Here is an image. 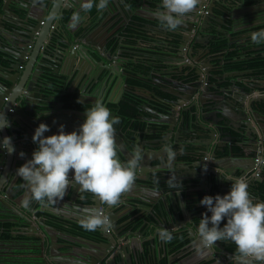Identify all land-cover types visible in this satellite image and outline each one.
<instances>
[{
    "label": "water",
    "instance_id": "water-1",
    "mask_svg": "<svg viewBox=\"0 0 264 264\" xmlns=\"http://www.w3.org/2000/svg\"><path fill=\"white\" fill-rule=\"evenodd\" d=\"M141 1L142 4L136 5L137 10H143L146 6L145 12L153 14L157 11V9L151 10L147 0ZM236 1L200 0L196 9L184 18V23L176 32L162 29L160 24L148 26L156 32L165 34L171 32L172 35H178L181 49H185L190 42L192 47L185 53L186 63L178 66L177 77L174 70L169 71L170 76L153 73V83L158 87V91H165L172 96L162 100L170 107L169 111L162 114L145 102L139 106L135 119H144L147 122L146 130L141 132L131 129L135 131V135L131 138L121 127L116 129V134L120 135V139H116L115 136L116 154L122 164H126L137 151L141 153V161L136 168V179L130 190L122 194L125 199H120L118 205H121V208L127 205L139 210V214L131 221L138 217H142L143 220L137 232L132 227L127 232V224L118 226L117 211L114 206L109 207L99 201L94 194L83 192L78 185L70 183L64 198L69 193L72 195L73 191L78 195L80 193L87 195L89 203H77L75 199L74 203L79 204L87 213L92 209H103L111 221L107 229H98L103 239L92 241L97 244V246L91 244L94 247L92 250L89 247L86 251L83 250L89 256L84 258L80 255L81 262L142 264L143 260L145 264L144 259L149 258V253L146 251L148 245L152 248L151 255L154 256L155 250L157 254L160 252L166 254L170 242H162L158 232L168 230L173 235L172 241L175 239L185 241L181 251L190 252L187 260L198 258L191 264H243L239 253L228 249V240L217 241L211 248L204 246L198 234L200 221L191 220L197 210L206 209L200 201L206 195L212 196L214 185L217 187L216 195L221 196L224 195V189L231 187V182L223 179L224 177L244 178L253 201L263 200L256 186L264 181V163L257 165L255 159L261 155L264 160V150L261 154L258 152L264 146L260 142L264 138V93L257 94L255 90L264 89V77L238 80L239 77L248 76L254 71H232L223 76L219 66L211 61L212 55L210 49H206L207 44L203 43L204 39L212 38L213 31L221 30L222 25L227 27L231 25V20L235 19L236 8L233 5H236ZM70 2L74 4L76 0H45V2L0 0L2 28L0 49L3 48L4 37L9 40V45L4 48L7 53L0 59V70L2 67L6 73L0 79V113L7 116L9 127H0V140L11 137L4 150L0 147V164L4 163L0 170V204H8L7 200L14 201L9 191H6L4 196L5 184L15 174L17 168L14 164L18 162L21 163L19 165L24 164L31 159L33 151L38 147L32 140L36 127L40 123L47 124L49 131L44 133L45 136L57 134L60 125H63L65 132L73 131L70 129L73 120L69 123L63 120L61 114L65 111L75 113L79 111L65 107L60 98L54 99L46 94L52 75L58 73L65 75L60 73V68L69 66L71 71L66 77L79 79L77 87L81 86L80 90L85 87V90L89 91L97 86L95 89L97 93H94L97 99L101 97L103 90H107L112 84L116 85L119 82L116 88L117 100L126 89V77L122 65L127 57L120 48L122 42L116 51H112L106 45L101 46L96 43L91 47V43L83 41L88 33L75 36V33L68 29L72 15L67 22L62 20L63 11L68 10L64 4L70 5ZM219 3L226 9L221 8ZM202 8L205 9V13L202 12ZM228 8H231V11ZM24 9L27 10L25 19L21 16ZM150 20L160 21L157 15ZM194 31L198 32L196 36ZM190 37L195 40L189 41ZM198 47L204 49V54H198L200 50ZM97 56H101V60H98ZM105 58L108 60L107 63ZM180 59H182L181 54ZM202 59H205L206 65L200 62ZM83 62L91 66L89 73L82 72L78 67L79 63ZM98 62H102L103 67H97ZM220 64L222 65L223 62ZM189 72L195 77H189L188 75L191 74ZM181 75L185 80L180 79ZM9 81L11 83L7 85ZM226 82L229 83L228 88ZM156 93V90L151 92L153 95ZM221 98L226 101H222ZM58 110L61 112L59 118L55 117L58 116L56 112ZM229 111L235 112L239 117H231ZM82 113L86 115V110ZM151 129L154 135L142 139V133ZM21 134L22 137H19ZM13 136H18L19 142L28 141L30 152L27 156H20L15 152ZM167 148H171L174 152L172 159L168 157ZM208 153L212 163L205 168ZM189 160L203 161L204 167L200 168L196 165L193 172L192 164H187ZM141 164H149L153 170L146 172L140 170ZM170 182L175 187L170 186ZM26 184L23 181L19 189L23 197L30 195L27 194L28 184L27 186ZM7 194L11 196L7 198ZM179 216L181 218H178ZM34 219L41 226V233L37 236L41 254L37 258L42 264H70L54 258V255L60 252L58 236L56 233L53 234L56 229L48 225L44 217H34ZM176 221H183L184 227L172 231L170 224ZM189 223L191 226H188ZM144 236L147 238L143 239ZM146 242L148 245L145 244ZM143 256L146 258L142 259ZM13 258L16 257L2 254L0 262L17 264V260L14 261ZM168 259L170 260L169 256Z\"/></svg>",
    "mask_w": 264,
    "mask_h": 264
},
{
    "label": "clouds",
    "instance_id": "clouds-1",
    "mask_svg": "<svg viewBox=\"0 0 264 264\" xmlns=\"http://www.w3.org/2000/svg\"><path fill=\"white\" fill-rule=\"evenodd\" d=\"M199 2L200 0H162L164 10L157 9L156 15L167 30H176ZM107 5L108 0H98V3L95 0H81L80 10L71 17V25L75 26L82 21L81 12L87 14L93 7L103 11ZM202 12H206L204 8ZM250 36L254 44L264 43V29L253 32ZM119 122L120 117H112L103 102L96 101L86 111L79 131L65 132L63 125H60L57 134L45 136L49 126L40 123L32 136L38 147L33 151L31 159L17 169V175L30 189V196L22 201V206L29 208L33 200L44 207L55 204L63 198L70 183L78 185L83 192L94 194L109 207L117 206L122 194L132 187L136 179V168L141 161L139 151L126 164H122L117 158L114 126ZM0 127H9L8 118L3 113H0ZM10 140L11 137L0 140V147L4 150ZM166 152L169 159H172V149L167 148ZM20 155L23 156V153ZM260 163H264V160ZM2 167L0 165V170ZM223 179L231 182L229 192L223 196L206 195L200 201L211 213L210 216L207 213L201 215L198 226L200 241L211 248L217 241L230 240L236 245L243 264H264V202H253L244 178L229 176ZM170 186L175 187L171 182ZM7 191L10 190L7 188ZM225 220L226 223L221 227ZM79 223L87 231H96L107 229L111 221L103 209H92ZM158 236L162 242L173 240V235L168 230H160Z\"/></svg>",
    "mask_w": 264,
    "mask_h": 264
},
{
    "label": "crops",
    "instance_id": "crops-1",
    "mask_svg": "<svg viewBox=\"0 0 264 264\" xmlns=\"http://www.w3.org/2000/svg\"><path fill=\"white\" fill-rule=\"evenodd\" d=\"M32 1L34 0H31V2ZM36 1L45 2V0H36ZM243 1L244 0H238L236 5H233L234 8H236V14H235V19H232L230 22L231 25L228 27L222 25L221 30L219 29V31L223 33V37L225 38L226 43L229 45V47L228 45L227 46L224 45L222 46V48L219 49L220 52L213 54L216 57L219 53H223L224 58L227 56L225 60H230L229 62L243 61L242 65H240L241 67L230 69V70L228 69V72H231L232 70L240 71V72L254 71L253 74H250L248 76L239 77L238 78L239 81H241L244 78H248V77L258 78V79H260L261 77H264V72H262L264 70V65L262 66L258 65L259 62L257 61L259 58L264 60V43L254 44L250 36L251 33L264 29V25H262V22H260V18L264 13V0H252V3L250 4L251 6L249 5V7L244 5ZM137 2L139 4L143 3L141 0H137ZM80 3H81V0H76V3L74 4L70 2V5L68 4H64V5L66 8H68V10H73L71 14L73 15L74 12L80 10ZM136 5L137 3L133 7L132 6L129 7L128 0H108L107 7L103 11H97L98 12L97 17H91L89 12L87 14H85L84 12H81L80 14L83 17L82 21L76 24L75 26H72L71 19H70V22H68V29L74 32L76 36H82L80 34L84 31V28L90 27V31L84 34L86 35L88 33L83 38V41H86V43H91L90 45H92L93 43H96V44L98 43V45H101V46L104 44L106 45V38L113 33L115 34L116 30H119L121 26H125L128 23V21H130L132 16H138L148 21H151L150 18H154L156 16V12H154L153 14L145 12L144 8H146V6L143 7V10H137ZM150 8L151 10H155V9H159L161 11L164 10L162 6L157 7L156 5H151ZM26 13H27V10L25 9L21 12V16L23 19H25ZM99 16L101 17L99 18ZM96 22L97 24L94 26ZM24 23H25V20H24ZM0 29L2 28L0 27ZM148 34H155L156 36L162 35V34H158V32H154V30ZM115 35L117 36V34ZM2 37L4 36L2 35ZM4 40H5L4 43H2L3 48L0 49V55L2 56L5 53H7V51L4 48H6L9 45V40L6 39L5 37H4ZM139 46L146 47L147 45L141 44ZM187 51L188 49L181 50L180 54L182 55V59H179L178 58L179 56H177L176 53L167 56L164 62L165 63L164 65L166 68L161 69V70L160 69L154 70L153 72H155V74H163L164 76H170L171 73L169 71L174 70L177 74L176 75L177 77L179 72L177 71L178 68L176 67L180 63H183V62L186 63L187 58H186L185 53ZM230 51L236 52L235 57L232 58L228 56L227 53ZM255 51L256 52L260 51L261 55L256 54V53L254 54ZM202 52H203V49H200L198 54H201ZM97 59L101 60V56H97ZM220 60H221L220 58H216L213 63L218 65L222 69L220 70L221 71L220 73L224 76L227 73L223 72L225 68L222 67V65L220 64L221 62ZM247 61H252L256 63L257 64L256 68L254 66H248V64L246 63ZM105 62L106 63L108 62L106 58H105ZM200 62H204V65H206L204 59H202ZM97 64H98L97 67H103L102 62H98ZM78 67L81 69L82 72H87V73H89V71L92 69L89 63H86V62H83L82 64L79 63ZM70 71H71V68H69V66H63L60 68V73H63L65 75H59V73L57 74L58 76L52 75L51 76L52 78H50L51 82H49L48 89L46 90V94L51 95L52 98L54 99L60 98L61 101L64 102V104L65 102H67V105L65 104V107H70L71 109L75 111H79V113L65 111L63 114H61L63 117V120L65 119L69 123H72V120H73V125H70V129L79 131V126L83 123L85 116H86L82 113V112H85V110L75 109L69 106V104L77 103V104L84 105V106H94L97 100V101H102L103 104L106 106V103H116L122 97H120L118 100L116 98L117 97L116 88L119 84L118 82V84L116 85H113V84L110 85L107 90L104 89L101 97L97 99L94 95V93H97V91H95L97 86H94L89 91L85 90V87H83L80 90L81 86L79 85L80 88L77 87L79 79L73 80L71 77L70 78L66 77V74ZM216 73L219 74L218 72ZM5 74L6 73L4 69L1 67L0 79H2L1 76L2 75L5 76ZM152 80L154 81V77L152 78ZM10 83L11 82L9 81L6 84L9 85ZM155 83L157 84L158 82H155ZM255 92L257 94L264 93V89H260V90L256 89ZM64 94H71V96L72 94H74L75 96L73 97L70 96L71 98H67L66 100L65 98L62 97ZM221 100L226 101L223 98H221ZM56 112L58 113L57 114L58 116H55V117L59 118L60 117L59 115L61 112L60 110ZM159 112L164 114L165 113L164 107L162 111L160 110ZM110 113H111V116L114 117L113 112L110 111ZM229 114L233 118L239 117V116L237 117L236 113L232 111H229ZM140 121L142 122V125L140 128H135L133 126H131L132 127L131 128L129 127L130 124L124 127L123 126L124 124L122 125L121 122L117 124V128H120L121 126L123 128V131L127 134V136L133 138V136L135 135V131H132L131 129H136V131H141V132L144 129L146 130L147 122L144 119ZM153 135H154V131L152 129L149 131H144L142 133V139L151 138ZM19 137H22V134ZM19 137L13 136L14 138L13 143L15 145L13 149H15V152L18 153L19 155L20 153H23L24 156H27L30 152L29 146H27L28 141L23 140L22 142H19L18 140ZM119 137L120 135L116 134V139ZM208 156H209V153L207 154V158L205 160V168H207L208 165L212 163L211 158H209ZM18 158H23V157H18ZM16 160L18 159L16 158ZM202 163L203 161H200V162H197L195 160L187 161V164H192L191 170L193 172H195L194 170L196 169L195 168L196 165H199L200 168L202 166L203 168L204 166ZM15 164L14 166L17 169L21 166L19 165L21 164L20 162L15 163ZM0 165L3 166L4 163H1ZM142 165L143 164L140 165V170L143 169L145 172L153 170V167L150 166L149 164L143 165V166ZM17 169L15 171V174L12 175L13 176L11 177L12 179L10 178L5 184L6 186H5L4 194L6 193L9 184L15 182V179H21L22 182L24 181L21 177L17 175ZM69 175L71 176V172ZM21 184L13 188L11 191H9L10 193H12V197L13 195H15L13 202H11L10 200H7L8 204H0V224L4 222L9 223L10 225L7 226V230L5 232L11 235L10 239L4 240L0 238V256L2 254L14 255V257H16V258H13L14 261H16L18 257L22 259L26 257L37 258V256L41 254L38 248L39 239L37 238L38 234L41 233V226H39L38 223L35 222V219L32 214V212L34 213V211L32 210L30 212L29 210H27V208H24L22 206V201L27 196L23 197L22 191L19 190ZM225 185L230 186L229 184H225ZM216 189L217 187L214 185L212 192L216 191ZM229 190L230 188H226L223 190V193L225 194L229 192ZM28 193L30 194L29 186H28L27 194ZM18 194H20L19 198H16ZM10 196L11 195L7 194V198H9ZM78 197H79L78 193L73 191L72 195L69 193L66 196V198L63 197L61 200H58L55 204H49L47 207L42 206V209L45 210L49 214L59 216L63 219H68V220L79 222L80 219L87 212H85L86 210L82 208L79 204L74 203V199L77 203L87 204L89 202H85V200L80 201L81 198L80 197L78 198ZM120 199H125V197L121 196ZM253 202L255 203V201ZM261 202H264V199ZM125 206L126 207L124 208H121V205L114 206L115 210L117 211L116 216H117L118 223H119L118 226H125L126 224H128L126 226L127 232L129 231L131 227L135 232H137V228L141 225L143 218L138 217L135 220L131 221L132 218L136 217L139 214V210L129 207L127 205ZM206 211H208L207 208L204 210V213ZM60 213H62L63 215H58ZM201 214H202L201 211L196 212V214L192 217L191 220L194 222H198L199 221L198 218ZM178 218H181V216H179ZM170 226H171L172 231H176V230L183 228L184 224H183V221H176L174 224H170ZM188 226H191V224L189 223ZM0 232H2L1 228H0ZM53 232H54L53 234L55 233L57 234L58 244H59V247L62 246L61 248H64L63 245H65L66 243L64 241H60L62 239L73 240L74 246L76 247L79 246L80 249L85 250V251L88 247L92 250V248H94L93 245L97 246L96 243L92 242L93 240H88V239L85 240L79 237L67 235L58 230L53 231ZM145 238L147 237L144 236L143 239ZM44 241H46V238L44 239ZM92 243L93 245H91ZM145 244L148 245L147 242ZM171 245L172 244H169L168 249H167L168 251L166 252L165 255H163V253L161 252L157 254L156 250H155L154 256L151 255L150 251L152 250V248H150L149 245L146 251L147 253H149V257L151 258L155 259L157 257L160 259L164 257L166 259L167 264H170V263L171 264H191V262H195L198 259L194 257L193 259H191L192 261L187 260L189 257L187 255L190 253L188 250L181 251L182 249H180V250L174 251ZM70 254L75 255V256H71ZM86 256H89V255H86ZM168 256L170 257V260L168 259ZM79 257H80V253L77 251H72V250H65V251L60 250L59 254L54 255L55 259H61L64 263L85 264L84 262L80 261ZM9 259H12V258H9ZM0 264L2 263L0 262ZM98 264H101V262Z\"/></svg>",
    "mask_w": 264,
    "mask_h": 264
},
{
    "label": "trees",
    "instance_id": "trees-1",
    "mask_svg": "<svg viewBox=\"0 0 264 264\" xmlns=\"http://www.w3.org/2000/svg\"><path fill=\"white\" fill-rule=\"evenodd\" d=\"M148 3L151 5H156L157 7H161L162 0H147ZM95 2L98 3V0H95ZM138 4L137 0H128V6H134L135 4ZM252 3V0H244L243 4L249 7V5ZM219 6L223 9H226V7H223L220 3ZM251 6V5H250ZM228 10L231 11V8H228ZM98 10H96L95 7L91 11H89L91 17H97L98 16ZM220 12V11H219ZM72 11L67 10L63 11V17L62 20L67 22L69 20V17L71 16ZM101 16H99L100 18ZM97 24V22L94 24V26ZM161 24L160 21L154 20V21H148L144 20L141 17L138 16H132L130 21L125 26H121L119 30H116L117 36L113 33L109 35L106 38V46L112 51H116L118 47H120L121 44V50L123 52V55L127 57L122 65L124 75L126 77L125 81V91L122 94V98L116 102V103H106V107L113 112L114 117L118 116L120 117V122L125 127L128 124L135 128H140L142 125V122L136 118V113L139 111V106L142 105L145 102H148L153 109H156L158 111H162V108L164 106V103L162 100H165L166 98L171 97L167 92L165 91H158V87L154 85L152 78L154 77L153 72L154 70H161L165 69V58L169 55H172L176 52L177 46L173 45L172 42H169V44H166L167 47H165L163 33L158 32V34L162 35H155V34H148L151 30L148 26H154ZM93 26V27H94ZM92 28V27H91ZM140 29V30H139ZM90 31V27H85L84 31L80 34L83 35L86 32ZM156 32V31H154ZM76 36V34H75ZM175 38L174 40H177L176 38H179L178 35H173ZM167 40V39H165ZM150 43V44H149ZM146 44V47H140L139 45ZM149 44V45H148ZM227 46L225 38L221 35L219 38L216 39L214 46L217 48H220L221 46ZM229 47V45H228ZM167 48V50L165 49ZM228 56L235 57L236 52H228ZM255 54V53H254ZM259 55H261V52L258 51ZM3 57L0 55V59ZM227 57V56H226ZM231 58V59H232ZM230 59V58H229ZM259 63L258 65L262 66L264 65L263 59L257 60ZM243 61L240 62H228L226 64L227 69H234L241 67ZM248 66H254L256 68L257 64L252 61L246 62ZM261 70V69H259ZM165 73V72H164ZM226 87H229V84L226 83ZM153 90H156L157 93L155 95L151 94ZM64 94L62 97L67 100V98H71L75 96L74 94ZM154 98L156 100H154ZM161 100V101H157ZM69 106L75 108V109H81V110H88L93 106H84L77 103L69 104ZM166 108V107H165ZM167 111L165 110V113ZM138 114V113H137ZM119 122V123H120ZM115 125L114 127H116ZM21 179H16L15 182L11 183L8 186V190H12L13 188L19 186L21 184ZM256 190L262 195V198L264 199V181L260 182L256 186ZM226 194V193H225ZM18 194L16 198H19ZM216 195V191L212 192V196ZM88 198L85 199V202H88ZM39 216H44L46 218L47 224L53 226L56 230L61 231L67 235H71L74 237H79L85 240H93V241H100L103 239L98 229L96 231H87L83 229L80 226L79 222L63 219L59 216H55L53 214H49L44 211L38 212ZM209 216L211 215L210 212L206 211ZM202 215V214H201ZM201 215L199 216V220L201 218ZM223 223H226V220L222 222L221 227L223 226ZM9 223H1L0 228L2 229V232H0V238L1 239H10L11 235L7 232V226H9ZM60 241H64L66 250H72L77 251L80 254L88 255L87 252L80 249V247H76L73 245V240L69 239H62ZM229 243L227 244V247L232 252H237L236 245L228 240ZM63 242V243H64ZM170 244L173 247L174 251L180 250L184 245L185 241H182L180 239H175L174 241H171ZM160 264H167L166 259L160 258L159 259ZM199 264H205V263H199Z\"/></svg>",
    "mask_w": 264,
    "mask_h": 264
},
{
    "label": "flooded vegetation",
    "instance_id": "flooded-vegetation-1",
    "mask_svg": "<svg viewBox=\"0 0 264 264\" xmlns=\"http://www.w3.org/2000/svg\"><path fill=\"white\" fill-rule=\"evenodd\" d=\"M260 22H262V25H264V13H263V15L261 16V18H260ZM161 23V22H160ZM183 23H184V21H183ZM155 26V25H154ZM160 26H161V28L162 29H166V27L165 26H163L162 25V23L160 24ZM178 29H176V30H171V31H177ZM162 33H164V32H162ZM194 34H195V36H196V34H198V32L197 31H194ZM211 35H212V38H210L209 40H208V38L207 39H204L203 41V43H205V44H207V47H206V49H210V54L212 55V58H210L211 59V61L212 62H214L215 61V56H213V54H215V53H218V52H220L219 51V49L220 48H222V46L220 47V48H217V47H215L214 46V43H215V41H216V39L217 38H219L221 35L223 36V33L222 32H220L219 30H215V31H213L212 33H211ZM163 38H164V42H166L165 43V47H167V45L166 44H169V42H172V44L173 45H175V46H177V50H176V54H177V52H178V54H177V56H179L178 58L180 59V52H181V50H183V49H181V42H180V39L179 38H176L177 40H174V36L172 35V33L171 32H167L166 34L164 33V35H163ZM165 39H167V40H165ZM190 39H192V40H195V38H192V37H190L189 38V41H190ZM188 41V42H189ZM180 42V43H179ZM98 44V43H97ZM96 44V45H97ZM105 45V44H104ZM91 46V45H90ZM197 46V45H196ZM91 47H93V46H91ZM192 47V42H190V43H187V46H186V48L185 49H190ZM198 48H200V47H198ZM166 50H167V48H165ZM184 49V50H185ZM200 49H202V48H200ZM224 49V48H223ZM222 49V50H223ZM204 50V49H203ZM203 53V52H202ZM254 53H258V51L256 52H254ZM204 54V53H203ZM216 58H220L221 60V62H223V64H222V67H224L225 69H224V71L223 72H225V73H227L228 72V69H227V67H226V63H228L230 60H225V58H224V55H223V53H219L217 56H216ZM205 60V59H204ZM182 64H184V62L183 63H180L178 66H180V65H182ZM178 66L176 67V68H178ZM218 66V65H217ZM196 67V66H195ZM219 69H221L220 67H219ZM222 70V69H221ZM230 70V69H229ZM233 71V70H232ZM231 71V72H232ZM189 73H191V74H189L188 76L189 77H195V75L192 73V72H189ZM180 79H184V76L183 75H181L180 76ZM185 80V79H184ZM227 83V82H226ZM225 83V84H226ZM229 84V83H228ZM170 95V94H169ZM121 97H122V95H121ZM172 97V96H171ZM171 97H169V98H171ZM65 104L67 105V102H65ZM164 110H166V111H169V109H170V107L167 105V104H164ZM166 107V108H165ZM163 109V108H162ZM158 111V110H157ZM159 112V111H158ZM121 127V126H120ZM122 128V127H121ZM115 129H118L117 128V126L115 127ZM122 130H123V128H122ZM117 139H120V138H117ZM79 197L81 198V200L80 201H84L86 198H88V196L87 195H84V194H79ZM78 197V198H79ZM85 198V199H84ZM40 204H38L36 201H31V203H30V205H29V208H27V210H29L30 212L33 210L34 211V213L32 212V214H33V217H44V216H39L38 214V212H40V211H44V212H46L45 210H43L42 209V206H39ZM40 207V208H39ZM204 210L205 209H199V210H197V212L198 211H201L202 213H204ZM56 216V215H55ZM45 218V217H44ZM46 219V218H45ZM199 220V219H198ZM200 221V220H199ZM198 221V222H199ZM46 223H47V221H46ZM128 225V224H127ZM51 226V225H50ZM62 246H60L59 248V251L61 250H63V251H65L66 250V247H70V246H65V245H63V247L64 248H61ZM81 256H83L84 258L86 257V255H84V254H80ZM143 258H146L145 256H143L142 257V259ZM144 261H145V264H160L159 263V258H151V257H149V258H147V259H144ZM168 261V260H167ZM141 263V262H140ZM144 262H143V260H142V264H143ZM17 264H42V262L40 261V259L39 258H31V257H26V258H24V259H22V258H20V257H18L17 258ZM196 264H199V263H196Z\"/></svg>",
    "mask_w": 264,
    "mask_h": 264
},
{
    "label": "built area",
    "instance_id": "built-area-1",
    "mask_svg": "<svg viewBox=\"0 0 264 264\" xmlns=\"http://www.w3.org/2000/svg\"><path fill=\"white\" fill-rule=\"evenodd\" d=\"M260 142H261L262 144H264V138H262V139L260 140ZM263 150H264V146H263L262 148H260V150L258 151L259 154L263 153ZM261 160H263V159L261 158V155H258L257 158L255 159L256 164H257V165L262 164V163H260ZM256 174H257V173H256Z\"/></svg>",
    "mask_w": 264,
    "mask_h": 264
}]
</instances>
